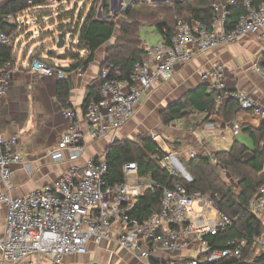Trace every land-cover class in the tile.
<instances>
[{
    "label": "built area",
    "instance_id": "1",
    "mask_svg": "<svg viewBox=\"0 0 264 264\" xmlns=\"http://www.w3.org/2000/svg\"><path fill=\"white\" fill-rule=\"evenodd\" d=\"M2 2L0 0V4ZM243 3L245 11L230 30L225 28L227 6L220 0H213L216 14L211 26L201 21L178 19L170 42L161 41L145 47L146 58L134 64L127 79L118 78L119 69L113 64L104 66L99 72L100 100L89 101L83 113L90 137L96 139L120 129L156 84L171 79L178 64L187 63L194 56L216 47L238 42L248 34L264 33V2L254 5L253 0H243ZM5 20L26 26L34 23L26 17L15 18L11 13ZM16 41L0 29V45H14ZM27 66L38 75L66 77L59 67L38 58L31 59ZM252 66L264 78V54L253 61ZM12 72L10 63L0 68V99L7 92ZM202 79L207 82L209 91L222 93L217 96L219 102L232 98L242 109L264 120V106L247 93L225 91L221 63L205 71ZM63 114L68 125L59 138L58 147L68 149L70 159H78L86 149L85 132L72 109L65 108ZM229 128L235 132L239 125L232 123ZM151 136L153 140L159 137L156 132ZM225 140V134H220L219 141ZM187 155L194 158L195 152L188 150ZM152 157L170 175L191 181L174 152H156ZM211 161L232 183L226 169L214 157ZM21 162L18 138L0 135V206L5 209L0 252L2 260L10 264H65L67 256L84 254L90 241L99 245L108 238L141 259L155 261L154 264L221 262L238 257L241 247L246 244L245 239H232L224 248H211L206 237L215 236L233 225L231 218L217 209V195L198 191L188 193L181 183L166 187L151 179L142 180L135 162L123 165L124 180L121 183L107 184L103 179L108 170L106 161L92 157L81 168L71 167L50 183L26 195L13 196L14 165ZM130 175L136 177L133 182L127 179ZM148 188L162 189L161 209L141 222L128 213ZM250 208L264 224V187L260 189V196L250 202ZM255 246L260 248V253L264 252V233L254 238ZM186 247L194 248L196 254L182 255V249ZM161 254L167 256L155 258Z\"/></svg>",
    "mask_w": 264,
    "mask_h": 264
},
{
    "label": "trees",
    "instance_id": "2",
    "mask_svg": "<svg viewBox=\"0 0 264 264\" xmlns=\"http://www.w3.org/2000/svg\"><path fill=\"white\" fill-rule=\"evenodd\" d=\"M230 1L220 0L228 10L225 27L227 30L235 27L238 16L245 11L243 0H232V3ZM45 2L46 0H3L0 4V29L15 40L33 26L38 32L36 40L43 42L34 56L51 65H54L53 62L40 57L38 52L48 51L54 57L57 52L50 49L55 47V34L62 33L66 44L68 42L64 52L70 71L85 70L93 62L96 50L114 37L113 43L105 51L106 57L101 63L100 71L104 66L113 64L118 67L117 76L121 79H127L134 64L146 58L139 33L142 25L154 26L162 35L163 41L169 43L178 19L201 21L211 26L216 14L213 0H173L169 3L151 4L137 1L121 12L125 20L117 26L115 17L97 18L98 13L109 14L106 0H87L80 9L60 8L51 12H47ZM262 2L264 0H253L254 5ZM8 13L15 18L26 17L34 20V23L28 26L25 23H10L5 20ZM116 28L118 34L115 36ZM15 48V45H0V68L6 63L15 65ZM70 88L71 83L67 77L58 79L56 96L63 108L71 109ZM218 95L222 96V93L207 92V88L203 86L196 88L161 108L158 118L163 125L181 120L188 128L187 120L189 118L191 122V116L194 115L191 125L194 131L209 122L211 116L216 115L222 121V128L230 123L238 124L240 131L250 139V148L234 140L227 150H199L195 152L194 158L187 154L181 155L180 160L191 176V181H187L170 175L166 168L153 159L154 153L164 151L150 133H143L134 140H119L107 147L104 160L108 170L103 179L110 185L121 183L124 180L123 165L135 162L139 177H149L160 186L171 187L181 183L188 193L198 191L203 194H216L217 209L227 214L233 225L215 236L206 237L211 248H224L232 239H245L246 244L241 247L238 257L210 264H264V252L257 255L252 252L253 240L264 233V224L250 208V202L260 196V189L264 187V120L255 116V125L241 123L240 117L251 112L242 109L232 98L219 102ZM99 100V89L89 87L82 106L85 108L89 101ZM198 115H202L199 121L196 119ZM179 144V141L172 142L175 151L179 149ZM211 157L226 169L232 183L223 177L219 166L212 163ZM162 197L163 191L160 188L145 189L128 215L141 222L146 220L160 211ZM151 263L154 264L155 261Z\"/></svg>",
    "mask_w": 264,
    "mask_h": 264
},
{
    "label": "crops",
    "instance_id": "3",
    "mask_svg": "<svg viewBox=\"0 0 264 264\" xmlns=\"http://www.w3.org/2000/svg\"><path fill=\"white\" fill-rule=\"evenodd\" d=\"M106 1L109 5V14L106 19L115 17L117 26H119L125 20L121 13L126 9L125 0ZM134 2L137 0H133L131 3ZM102 14L98 13L97 18H104ZM30 27L32 28L25 34V38H30L32 43L27 44L20 54L18 53L19 44H14L16 47L15 65L12 66L13 72L9 79L7 92L0 99V135L5 138L16 136L18 138V151L23 158V162L14 165L11 191L13 196H23L42 187L71 167L81 168L88 158L104 159L105 150L114 143L115 138H117L116 141L134 140L140 134H151L154 131L171 142L179 141L180 146L177 151L173 149L172 143L167 151L162 150L174 152L180 157L187 154L188 150L194 152L199 150H227L234 140H238L240 134L243 137L238 141L249 148L251 147L250 139L240 129L232 132L229 128L232 123L222 128V121L216 115L211 116L209 122L193 131L192 122L188 128L181 120L163 125L158 120V112L168 103L196 88L203 86L209 92L207 82L202 79V74L216 63H221L224 67L225 91H243L259 105L264 106V78L252 66V62L260 59L264 54V33L248 34L238 42L216 47L194 56L187 63L178 64L174 68L171 79L156 84L143 98L134 115L120 129L93 139L86 130L82 105L89 87L99 89L101 83L100 66L105 60L106 49L114 41V37L111 38L96 50L93 62L85 70L79 69L70 72L69 102L85 132L86 142L85 152L78 159L73 160L70 159L68 149L60 150L58 147L59 138L68 125V119L63 114L65 108L56 96L58 79L38 75L27 66L29 61L35 58L36 50L43 44V42L36 40L38 37L36 29L33 26ZM117 34L118 28L115 30V36ZM55 36L57 37V34ZM141 41L144 48L149 46L144 40L141 39ZM161 41L163 38L160 34L155 44ZM50 50L55 49L51 48ZM62 51L64 50L56 51L54 57L50 56L48 51L38 52V54L40 57L51 60L56 67H69L68 60L57 58V55ZM67 75L66 73V77ZM240 118L241 123L256 124V118L249 113H244ZM220 134H225V141H219ZM26 163L29 165L28 167ZM135 178V176L130 175L127 179L133 182ZM141 179L148 181L150 178L141 177ZM4 214L5 209L0 206V235H2L4 228ZM260 251L257 246L252 247V252L255 255L260 254ZM181 253L184 256H194L196 251L192 247H186L182 249ZM166 256L161 254L155 258L161 259ZM68 263L151 264L149 260L141 259L134 253L119 247L111 238L105 239L99 245L90 241L84 254L67 256L65 264ZM0 264H10L2 260L1 252Z\"/></svg>",
    "mask_w": 264,
    "mask_h": 264
},
{
    "label": "rangeland",
    "instance_id": "4",
    "mask_svg": "<svg viewBox=\"0 0 264 264\" xmlns=\"http://www.w3.org/2000/svg\"><path fill=\"white\" fill-rule=\"evenodd\" d=\"M89 1V0H88ZM137 1H141V2H146L148 4H151V3H169L171 2L172 0H160V1H150V0H137ZM87 2V0H46L45 4H46V7H48V11L47 12H51L53 10H56V9H64V8H67V9H80L83 4ZM122 3V2H121ZM88 5H89V2L86 4V9L88 8ZM122 8V7H121ZM32 27H29L27 31H25L24 34L20 35L16 41V44H19V51L18 53L20 54L22 52V50L24 49V47L27 45V44H30L32 43L31 42V39L30 38H25V34L31 30ZM139 33H140V36H141V39L144 40L147 44L149 45H153L155 44V42L157 41V39L159 38L160 34L159 32L156 30V28L152 25H142L139 29ZM52 42L54 44V39H52ZM56 44V43H55ZM66 46L68 47V42L66 44ZM54 49L56 51H58L59 49H57L56 47H54ZM194 115L191 116V122H193V119H194ZM196 119L197 121H199L200 119H202V116H196ZM159 120V118H158ZM160 121V120H159ZM187 122L189 123L190 125V121H189V118L187 120ZM186 129V128H185ZM154 132V131H153ZM243 137L242 134H240L238 136V140H241ZM245 139V138H244ZM157 143L159 145V147L161 149H163L164 151H167L169 146L171 145V141L165 137H163L162 135L159 136L157 138ZM176 141V140H175ZM241 142V141H240ZM249 144V142H248ZM177 158L180 160V156L177 155ZM231 179V178H230Z\"/></svg>",
    "mask_w": 264,
    "mask_h": 264
},
{
    "label": "water",
    "instance_id": "5",
    "mask_svg": "<svg viewBox=\"0 0 264 264\" xmlns=\"http://www.w3.org/2000/svg\"><path fill=\"white\" fill-rule=\"evenodd\" d=\"M105 0H102V2H104ZM133 2V0H125V3H126V8L130 5V3ZM104 18L108 17L107 14L103 13L102 14ZM65 44H66V40L63 38V35L62 33H58L57 34V37H56V48L59 49V50H64L65 48ZM57 58L60 59V60H65L66 59V55H65V52L62 51L61 53H59L57 55ZM61 70H63L65 73H67V77H68V80L70 81V68L68 66H60L59 67ZM117 140V138H115L113 140V142H115Z\"/></svg>",
    "mask_w": 264,
    "mask_h": 264
}]
</instances>
